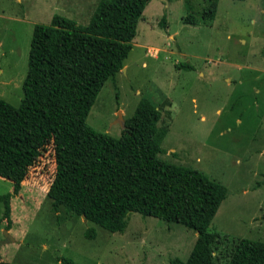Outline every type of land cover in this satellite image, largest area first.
<instances>
[{
    "label": "rangeland",
    "instance_id": "obj_1",
    "mask_svg": "<svg viewBox=\"0 0 264 264\" xmlns=\"http://www.w3.org/2000/svg\"><path fill=\"white\" fill-rule=\"evenodd\" d=\"M99 0H0V97L23 98L33 25L54 14L86 25ZM150 0L132 48L108 78L86 116L118 137L140 100L159 109L168 163L197 169L226 187L208 229L218 232L217 263L226 264L238 239L264 241V0H218L211 24L191 22L205 0ZM189 7V8H188ZM120 113V114H119ZM11 197L6 230L0 201V259L9 264H172L185 261L197 233L180 223L131 212L111 232L58 207L46 192L53 177L51 144ZM13 182L0 177V194ZM94 228L95 236H85ZM9 237L7 236V234Z\"/></svg>",
    "mask_w": 264,
    "mask_h": 264
},
{
    "label": "trees",
    "instance_id": "obj_2",
    "mask_svg": "<svg viewBox=\"0 0 264 264\" xmlns=\"http://www.w3.org/2000/svg\"><path fill=\"white\" fill-rule=\"evenodd\" d=\"M149 1L99 0L86 25L59 14L33 25L23 98L14 106L0 97V177L13 182L11 192L0 194L1 220L9 230L11 197L51 144L55 167L46 195L53 210L61 206L111 232L123 231L131 212L180 223L197 235L187 259L170 262L218 264L221 236L208 227L226 187L157 157L162 131L156 105L140 98L118 137L86 123L104 82L124 66ZM205 3L199 15L189 9L192 23L214 20L218 0ZM85 236L93 238L94 228ZM226 264H264V241L238 239Z\"/></svg>",
    "mask_w": 264,
    "mask_h": 264
},
{
    "label": "crops",
    "instance_id": "obj_3",
    "mask_svg": "<svg viewBox=\"0 0 264 264\" xmlns=\"http://www.w3.org/2000/svg\"><path fill=\"white\" fill-rule=\"evenodd\" d=\"M123 67H124L125 70H127V66H126V64H124ZM122 69H123V68H122ZM124 69H123V70H124ZM24 181H25V180H24ZM24 181H23V182H24ZM23 182H22V184H23ZM19 192H20V191H19Z\"/></svg>",
    "mask_w": 264,
    "mask_h": 264
},
{
    "label": "water",
    "instance_id": "obj_4",
    "mask_svg": "<svg viewBox=\"0 0 264 264\" xmlns=\"http://www.w3.org/2000/svg\"><path fill=\"white\" fill-rule=\"evenodd\" d=\"M120 114V113H119ZM83 217H84V215H82ZM7 234V236L9 237V235H8V233H6ZM10 238V237H9Z\"/></svg>",
    "mask_w": 264,
    "mask_h": 264
}]
</instances>
